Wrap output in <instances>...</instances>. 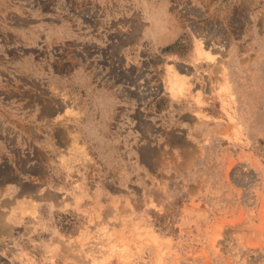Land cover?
<instances>
[{
  "label": "rangeland",
  "instance_id": "rangeland-1",
  "mask_svg": "<svg viewBox=\"0 0 264 264\" xmlns=\"http://www.w3.org/2000/svg\"><path fill=\"white\" fill-rule=\"evenodd\" d=\"M0 264H264V0H0Z\"/></svg>",
  "mask_w": 264,
  "mask_h": 264
},
{
  "label": "bare ground",
  "instance_id": "bare-ground-1",
  "mask_svg": "<svg viewBox=\"0 0 264 264\" xmlns=\"http://www.w3.org/2000/svg\"><path fill=\"white\" fill-rule=\"evenodd\" d=\"M201 48V47H200ZM197 53H200V50L197 48ZM171 82H172V88L175 89L177 91V89H180L179 87V83L175 81L174 77L171 76ZM177 80V79H176ZM118 248V246H117Z\"/></svg>",
  "mask_w": 264,
  "mask_h": 264
}]
</instances>
